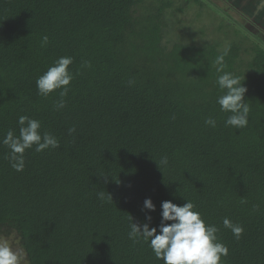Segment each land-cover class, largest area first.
Segmentation results:
<instances>
[{
	"label": "trees",
	"instance_id": "16d2710c",
	"mask_svg": "<svg viewBox=\"0 0 264 264\" xmlns=\"http://www.w3.org/2000/svg\"><path fill=\"white\" fill-rule=\"evenodd\" d=\"M145 3L0 0V141L27 115L60 145L26 150L18 172L0 143V242L19 264H163L142 237L129 239L131 218L158 227L161 203L185 200L219 229L223 264H264V49L238 28L249 43L174 30L171 4ZM226 48L223 71L244 79L250 105L241 129L225 126L216 102ZM62 56L74 78L56 110L62 89L40 96L36 79ZM146 198L155 211L142 210ZM225 217L243 226L238 240Z\"/></svg>",
	"mask_w": 264,
	"mask_h": 264
},
{
	"label": "clouds",
	"instance_id": "9594fccd",
	"mask_svg": "<svg viewBox=\"0 0 264 264\" xmlns=\"http://www.w3.org/2000/svg\"><path fill=\"white\" fill-rule=\"evenodd\" d=\"M48 37L44 36L41 40V46H46ZM228 49H224L215 59L217 73L216 83L223 91V94L217 98V104L222 112H228L230 115L225 120V126H231L235 129H241L247 126L250 113V105L245 99L246 87L243 86V80L234 73L223 71L225 67V57L228 55ZM73 63L70 56H62L53 61L52 65L36 79L38 95L47 97L53 91L62 89L59 93L61 99L54 105L56 110L65 107L64 97L67 95L71 81L74 76L69 70ZM82 68L91 67L90 62L84 61ZM129 86L135 81L129 80ZM19 125V135L9 130L0 143L7 146L9 153L7 159L11 167L16 171H23L25 167L24 153L33 148L40 152L48 148H58L59 141L49 132H41V122L30 118L27 115H21L17 121ZM205 125L216 127V119L208 116L204 120ZM75 129H69V133ZM167 157H162L160 165H167ZM159 167V166H158ZM106 176V175H103ZM98 198L101 200L112 197L105 192H99ZM183 205H176L171 201L161 203V220L158 227H150V223L137 224L130 223L129 239L139 241L142 237L149 243L155 257L162 260L163 264H223L222 257H227L229 249L227 245L220 242L217 236L219 229L212 224L205 223L201 213L195 210V205L190 200H185ZM242 204L246 201L241 198ZM256 206H254V210ZM147 212L155 211V205L151 198H146L143 202V209ZM145 219L151 221V216L146 215ZM171 222L166 223V222ZM223 227L229 229L233 236L238 240L244 229L239 223L231 221L225 217ZM0 264H19L18 254L12 250L7 241L0 242Z\"/></svg>",
	"mask_w": 264,
	"mask_h": 264
},
{
	"label": "rangeland",
	"instance_id": "374dc122",
	"mask_svg": "<svg viewBox=\"0 0 264 264\" xmlns=\"http://www.w3.org/2000/svg\"><path fill=\"white\" fill-rule=\"evenodd\" d=\"M230 1L232 3L231 5H234L238 9V11L246 15V19L251 24L257 26L256 29L259 30L258 31L256 30V33H258L259 35H261V33L264 34L263 1L260 0H230ZM160 3L171 4V6L168 9H165L166 12L165 15L169 19V22L171 24L170 27L174 30H180L181 27L188 28V26H190V28L194 30L211 29V31H214L215 34H216L215 30L218 32L220 31V34L222 36L225 33H229L227 35L228 40L231 38L234 39V37H236L238 39H241L245 43H249L248 42L249 39L244 35L245 33L243 34L240 31L236 30L237 26H235L229 18L224 17L222 14H220V12H217L214 9L210 8L208 5H206L207 2H205V0H198V1L197 0H146L145 4H148L149 8L151 9ZM253 4L255 6H253ZM259 4H263V6L258 8ZM236 14L238 15V13ZM237 15L234 18V20L236 19L235 21L241 24V21H239L238 18H241L242 16L238 15L237 17ZM232 41L239 42L237 39Z\"/></svg>",
	"mask_w": 264,
	"mask_h": 264
},
{
	"label": "flooded vegetation",
	"instance_id": "af4514ba",
	"mask_svg": "<svg viewBox=\"0 0 264 264\" xmlns=\"http://www.w3.org/2000/svg\"><path fill=\"white\" fill-rule=\"evenodd\" d=\"M210 1L213 2L214 4H217L216 6L222 11V13H224L226 16H230L232 19H234L236 17V15H237L236 13H238V15H241L242 17L244 16L243 18L242 17L238 18L239 21H241V26H243V27L245 26L253 37L257 38L262 44H264V42H263L264 41V34L261 33V35H259L258 33H256V30L257 31L259 30V29H256L257 26L251 24L246 19V15L243 14L242 12L238 11V9L234 5H231L232 3H230V1H229V3L227 2V0H223V1L210 0ZM238 15H237V17H238Z\"/></svg>",
	"mask_w": 264,
	"mask_h": 264
},
{
	"label": "water",
	"instance_id": "95a60500",
	"mask_svg": "<svg viewBox=\"0 0 264 264\" xmlns=\"http://www.w3.org/2000/svg\"><path fill=\"white\" fill-rule=\"evenodd\" d=\"M205 2H207V5H208L210 8L214 9V10L217 11V12H220V14H222L224 17L229 18V19L233 22V24H234L235 26H237V28H238L241 32L245 33L246 36H248L249 38H251L253 41H255L257 44H259V46H261V47L264 49V45H263V44H262L257 38L253 37V36L251 35V33L248 31V29H247L245 26L243 27V26H241V25H238L237 22H235L234 19H232L230 16H226L224 13H222V11L216 6L217 4H214V3L211 2L210 0H205Z\"/></svg>",
	"mask_w": 264,
	"mask_h": 264
},
{
	"label": "crops",
	"instance_id": "0c3cea01",
	"mask_svg": "<svg viewBox=\"0 0 264 264\" xmlns=\"http://www.w3.org/2000/svg\"><path fill=\"white\" fill-rule=\"evenodd\" d=\"M229 1H230V0H229ZM229 1L227 0L228 3H229ZM260 1H263V4H264V0H260ZM230 3H231V1H230ZM263 4H259L260 6L258 5V8L262 7ZM253 6H255V5L253 4Z\"/></svg>",
	"mask_w": 264,
	"mask_h": 264
}]
</instances>
